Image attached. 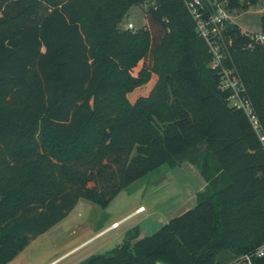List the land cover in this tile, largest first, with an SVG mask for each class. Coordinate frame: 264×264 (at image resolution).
<instances>
[{"label":"trees","instance_id":"1","mask_svg":"<svg viewBox=\"0 0 264 264\" xmlns=\"http://www.w3.org/2000/svg\"><path fill=\"white\" fill-rule=\"evenodd\" d=\"M258 1L228 0L238 11ZM135 5L148 26L120 29ZM224 33L229 54L213 69L184 0H0V264L81 198L107 208L184 162L206 181L194 207L78 264H243L264 243V144L221 88L234 71L264 132V44L233 22ZM139 63L140 83L157 79L131 102Z\"/></svg>","mask_w":264,"mask_h":264},{"label":"rangeland","instance_id":"2","mask_svg":"<svg viewBox=\"0 0 264 264\" xmlns=\"http://www.w3.org/2000/svg\"><path fill=\"white\" fill-rule=\"evenodd\" d=\"M145 10L146 5L131 7L120 24V29H124L123 25L128 21L135 24L136 30L147 27ZM232 15L234 23L242 30H262L264 7L261 0L250 5L248 10L233 11ZM141 67L142 63H139L133 70L134 78L138 80L135 82L136 87L128 93L131 102L147 95L157 79L153 74L148 82L140 83L142 79L138 72ZM204 184L205 178L199 168L190 162H184L174 168L162 165L123 189L107 208L81 198L70 214L51 230L37 237L16 263L28 257L37 264H44L84 241L61 263L76 264L93 254L110 252L123 242L127 231L134 226H139V238L152 235L171 218L194 207L197 204V193L203 190ZM140 205L146 207L143 212L123 219L118 227L106 232L114 224H111L113 221L121 219ZM108 225L110 226L107 227ZM116 231L125 232V235L116 236ZM233 262L238 263V259Z\"/></svg>","mask_w":264,"mask_h":264},{"label":"built area","instance_id":"3","mask_svg":"<svg viewBox=\"0 0 264 264\" xmlns=\"http://www.w3.org/2000/svg\"><path fill=\"white\" fill-rule=\"evenodd\" d=\"M184 2L196 22L199 35L209 46L212 54L210 66L213 69L223 68L224 62L229 54V45L232 43L224 33V25L226 22L234 23L232 14L235 10L230 9L228 0H184ZM261 3L264 7V0H261ZM123 26L124 29L136 30V26L132 21H128ZM242 32L249 38L250 47L256 44H264V21L261 31L242 30ZM221 88L232 90L229 96L230 104L246 111L264 144V132L259 118L255 114L250 100L243 94L245 88L234 71L226 68L222 70ZM144 210L145 207L142 206L131 216L141 213ZM124 220L115 222L109 229H107V231L118 227ZM263 256L264 243L253 252L243 255L241 259L243 264H253L252 260L254 257Z\"/></svg>","mask_w":264,"mask_h":264},{"label":"crops","instance_id":"4","mask_svg":"<svg viewBox=\"0 0 264 264\" xmlns=\"http://www.w3.org/2000/svg\"><path fill=\"white\" fill-rule=\"evenodd\" d=\"M156 82V81H155ZM152 89V88H151ZM205 186H206V181H205V184H204V188H205ZM203 188V189H204ZM145 207L144 205H140V206H138L134 211H132L131 213H129V214H127L126 216H124V217H122L121 219H118V220H115V221H113L111 224H113V223H115V222H119V221H121V220H123V219H128V217H130L139 207ZM145 209H146V207H145ZM131 218V217H130ZM110 224V225H111ZM110 225H108L107 227H109ZM106 227V228H107ZM105 228V229H106ZM102 229H104V226H102ZM108 229V228H107ZM51 230V229H50ZM109 231V230H108ZM108 231H106V232H108ZM120 235H125V232H122V233H120L119 231H116V236H120ZM34 240H36V239H34ZM34 240H32L31 241V243L34 241ZM30 243V244H31ZM84 243V241L83 242H81L80 244H78V245H75L74 247H72L70 250H68L67 252H65V253H63V254H61L60 256H58V257H56V258H53V259H51V260H49L48 262H46V263H44V264H61L66 258H68V256H70L73 252H75L80 246H81V244H83ZM30 244H29V246H30ZM29 246H27V248L29 247ZM26 248V249H27ZM25 249V250H26ZM25 250H23L15 259H13L11 262H9L8 264H37L36 262H35V260H33L32 258H25V259H23L22 261H20V262H18V263H16V261H17V259L19 258V256L25 251ZM80 263V262H79ZM68 264V263H67ZM76 264H78V263H76Z\"/></svg>","mask_w":264,"mask_h":264},{"label":"water","instance_id":"5","mask_svg":"<svg viewBox=\"0 0 264 264\" xmlns=\"http://www.w3.org/2000/svg\"><path fill=\"white\" fill-rule=\"evenodd\" d=\"M137 80H138L137 78H134V82H137Z\"/></svg>","mask_w":264,"mask_h":264}]
</instances>
